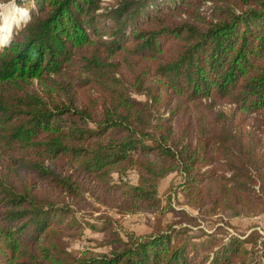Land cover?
I'll return each instance as SVG.
<instances>
[{"label":"trees","instance_id":"1","mask_svg":"<svg viewBox=\"0 0 264 264\" xmlns=\"http://www.w3.org/2000/svg\"><path fill=\"white\" fill-rule=\"evenodd\" d=\"M17 1L28 18L0 46V264H264L257 231L190 228L264 213V0ZM171 175L197 213L177 228L124 239L76 217L164 214ZM87 227L106 252L70 251Z\"/></svg>","mask_w":264,"mask_h":264},{"label":"rangeland","instance_id":"2","mask_svg":"<svg viewBox=\"0 0 264 264\" xmlns=\"http://www.w3.org/2000/svg\"><path fill=\"white\" fill-rule=\"evenodd\" d=\"M24 10L27 13L28 8L18 5L17 0H13L11 3L3 6L0 4V46L1 43H5L9 40L11 31L13 28L20 25L21 20L25 19ZM24 15H23V14ZM23 25V24H22ZM8 33V34H7ZM136 98H138L136 96ZM129 179L133 185L137 183V177L133 174H129ZM119 179L116 177L115 182ZM180 178L175 175H171L162 181L160 187V199L164 206H171V209L165 207L164 214H151V213H139V214H126L119 215L115 211L108 210L105 207L94 205V208H89L86 211H76V217L78 220L85 221L86 224L99 223L100 218H111L117 222L118 230L120 234L126 239L127 234H133L136 236L147 235L151 233L153 228L165 229L171 225L178 227L177 222H184L183 215L179 210H185L186 213L196 215V211L183 204V197L181 192H177V185ZM128 181V180H127ZM178 210V211H176ZM220 216L212 217L205 220L200 219L199 227H190L195 234H200L201 231L212 232L217 229L221 234H225L228 237H242L250 234L252 231H257L264 235V213L261 215L241 214L236 216ZM100 225V224H99ZM104 238V234L99 230H92L85 228L81 235L72 238L69 243V249L74 255H80L83 252H93L94 254L104 253L109 248L101 247V240Z\"/></svg>","mask_w":264,"mask_h":264},{"label":"bare ground","instance_id":"3","mask_svg":"<svg viewBox=\"0 0 264 264\" xmlns=\"http://www.w3.org/2000/svg\"><path fill=\"white\" fill-rule=\"evenodd\" d=\"M20 11L23 12L24 10H20ZM22 14H23V13H22ZM24 14H26V16H24L25 19L28 18V13H27L26 11H24ZM24 14H23V15H24ZM7 34H8V33H7ZM7 42H8V41H7Z\"/></svg>","mask_w":264,"mask_h":264},{"label":"built area","instance_id":"4","mask_svg":"<svg viewBox=\"0 0 264 264\" xmlns=\"http://www.w3.org/2000/svg\"><path fill=\"white\" fill-rule=\"evenodd\" d=\"M104 1H109V0H104ZM124 180H127V179H124Z\"/></svg>","mask_w":264,"mask_h":264}]
</instances>
